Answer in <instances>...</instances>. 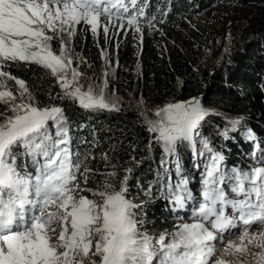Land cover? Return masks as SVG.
I'll list each match as a JSON object with an SVG mask.
<instances>
[{
    "label": "snow or ice",
    "instance_id": "6c2138e0",
    "mask_svg": "<svg viewBox=\"0 0 264 264\" xmlns=\"http://www.w3.org/2000/svg\"><path fill=\"white\" fill-rule=\"evenodd\" d=\"M150 6L151 0H0V264H264V141L251 128L244 138L255 142L253 163L228 168L223 151L202 132L211 113L198 97L154 109L138 105L148 147L162 153L146 192H159L177 214L172 231L153 237L142 231V204L131 196L133 168L121 173L105 152V170L93 169L97 130L91 141L81 137L86 125H74L53 103L124 111L123 99L109 93L105 45L125 30L141 43L145 32L160 31L168 12L150 14ZM79 35H91L100 47L99 82L87 75L94 65L75 52ZM32 65L59 85L58 94L48 90V104L11 72ZM240 123L230 121L219 134L229 139ZM185 147L200 171L198 195L182 163Z\"/></svg>",
    "mask_w": 264,
    "mask_h": 264
},
{
    "label": "trees",
    "instance_id": "16d2710c",
    "mask_svg": "<svg viewBox=\"0 0 264 264\" xmlns=\"http://www.w3.org/2000/svg\"><path fill=\"white\" fill-rule=\"evenodd\" d=\"M160 9L168 12L165 23L157 25L160 31L145 32L142 43L125 30L105 45L113 73L109 93L115 90L123 99L124 111L92 112L70 100L53 102L66 109L74 125H86L81 137L91 141L92 129L97 130L93 169L105 170L100 158L105 152L112 163L121 165V173L124 167L133 168L131 196L142 204L137 210V216L147 221L142 231L146 229L153 237L172 231L177 214L159 192L155 196L146 192L160 170L162 153L159 147H148L149 133L140 122L141 102L154 109L169 101L198 97L211 113L202 132L217 151H223L228 168L253 163L255 142L245 140L246 129L254 131L257 141H264V0H151L149 13L157 14ZM74 46L76 53L94 65L87 75L95 73L99 82L104 70L100 47L91 35L86 39L79 35ZM11 72L38 92L42 104L49 103L48 90L61 91L55 77L36 65L12 67ZM232 120L241 123L226 140L219 133L231 127ZM109 128L110 132L101 131ZM113 145L118 146L114 151ZM181 157L192 176L190 187L198 195L200 171L193 167L192 153L185 147Z\"/></svg>",
    "mask_w": 264,
    "mask_h": 264
},
{
    "label": "rangeland",
    "instance_id": "374dc122",
    "mask_svg": "<svg viewBox=\"0 0 264 264\" xmlns=\"http://www.w3.org/2000/svg\"><path fill=\"white\" fill-rule=\"evenodd\" d=\"M73 66H74V65H73ZM233 231H237V230H233ZM225 237L227 238V234H225ZM218 246H221V245L218 244Z\"/></svg>",
    "mask_w": 264,
    "mask_h": 264
}]
</instances>
